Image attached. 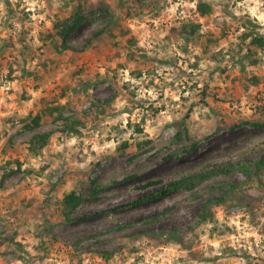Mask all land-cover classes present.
<instances>
[{"label": "rangeland", "instance_id": "1", "mask_svg": "<svg viewBox=\"0 0 264 264\" xmlns=\"http://www.w3.org/2000/svg\"><path fill=\"white\" fill-rule=\"evenodd\" d=\"M197 1L0 0V264H264V0Z\"/></svg>", "mask_w": 264, "mask_h": 264}, {"label": "trees", "instance_id": "2", "mask_svg": "<svg viewBox=\"0 0 264 264\" xmlns=\"http://www.w3.org/2000/svg\"><path fill=\"white\" fill-rule=\"evenodd\" d=\"M87 0H77L76 5L74 7V12H73V19L70 22L64 23L62 25H57V33L61 38V43L58 46L59 49H68L69 45L67 44V39L71 32L77 27L79 22L83 19V9L86 4ZM197 10L201 16H207L211 10L212 6L209 2L203 1V0H198L197 1ZM193 26V25H192ZM198 26V25H195ZM184 28L187 29V26L184 25ZM196 27H192L190 33L195 32ZM244 36H248L247 33L244 34ZM263 39L258 38V37H253L251 39V43L258 42V44L262 43ZM57 109V107H46L44 112L47 113H53V111ZM59 116L61 115V112H59ZM42 114L41 113H29L26 117L20 120L22 123V129H29V128H35L40 124ZM50 133L49 132H39V133H34L30 139L29 142V150L37 153L41 151L44 146L48 143ZM176 137L178 139H181V135L176 134ZM126 145V143H123V146ZM191 146H194L192 144ZM189 150L190 148H186ZM206 177V172H196V173H191L187 175H182L180 177H177L170 182L166 184L159 185L156 187L154 190L148 192L145 195L138 196L137 198L133 199L132 201H128L125 203H122L121 205H116L113 206L112 208L114 209H119L120 207H125L129 205H137L142 202H145L149 199H153L159 195H166L174 190H177L178 188H192L199 184L203 179ZM81 198L79 195H76L74 191H70L69 193L65 194L63 197V202L66 208H68L69 211H71L74 207H76ZM209 205L206 203L204 205V210L202 213L199 215L200 220H206L211 216V213L209 211Z\"/></svg>", "mask_w": 264, "mask_h": 264}]
</instances>
